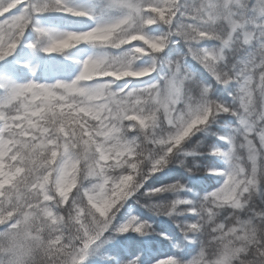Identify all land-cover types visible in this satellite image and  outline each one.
Here are the masks:
<instances>
[{
	"label": "snow or ice",
	"instance_id": "6c2138e0",
	"mask_svg": "<svg viewBox=\"0 0 264 264\" xmlns=\"http://www.w3.org/2000/svg\"><path fill=\"white\" fill-rule=\"evenodd\" d=\"M46 12L93 25L48 28L38 19ZM153 25L162 30L153 34ZM29 28L33 50L62 53L87 42L105 51L78 61L70 80L17 82L0 74V264H84L106 234H148L147 220L117 213L170 163L220 183L193 199L181 195L180 180L146 190L145 206L156 214L195 217L176 221L181 242L159 235L175 249L183 241L198 246L189 259L177 253L153 264H264V0H106L99 7L0 0V61ZM181 41L218 84L234 85L232 103L212 99V85L194 79L183 59L159 55ZM221 113L237 117L238 131L219 137L227 149L207 151L224 166L180 158L203 154L199 141L191 148L185 141ZM162 193L173 196L151 202ZM142 251L130 242L108 259L142 264Z\"/></svg>",
	"mask_w": 264,
	"mask_h": 264
},
{
	"label": "trees",
	"instance_id": "16d2710c",
	"mask_svg": "<svg viewBox=\"0 0 264 264\" xmlns=\"http://www.w3.org/2000/svg\"><path fill=\"white\" fill-rule=\"evenodd\" d=\"M41 25L50 28L46 23L48 22H65L72 23L75 21L77 27L84 23H91L93 21L89 20L87 17H74L67 14L56 13V12H46L38 17ZM46 22V23H45ZM158 32H160L159 25H153ZM30 33H32L33 38H35V33L29 28ZM86 43V42H85ZM22 51V43L19 44ZM27 44L24 46L26 50ZM85 47L84 42L73 45L69 50H65L61 55L60 59L62 65L55 63L56 58H52V54L44 53L39 49H30L31 53L38 51L44 58L36 63L37 73L40 71V65L45 62L46 66L44 71L46 77L51 78L55 71H59V68H65L69 73L74 74L79 70L80 64L78 63L79 56L81 54V49ZM36 59L37 56L34 54ZM161 57L165 59H176L185 57L178 50V46L175 44L171 45V48L164 49L160 54ZM48 58L47 60L45 59ZM185 61L188 66L189 71L192 73L194 79L204 83L211 84L212 88L210 91V97L218 101L225 103H232L233 97L229 95L230 91H234V85L223 86L218 84L211 74L199 63L194 62L187 58H181ZM11 63L14 64L16 69L21 73L31 72L29 69L30 65L28 61L18 60L17 57L11 58ZM27 65L28 67H24ZM62 66V67H60ZM261 100L257 98L254 101V106H258ZM238 131L237 129V117L230 113H221L215 117L206 127L202 128L189 137L185 143L189 148L196 145L199 141L200 146L197 148L198 152H202V155L196 157L187 156L185 157L183 153L179 154L180 158L185 159L188 164L192 163L195 159L198 161L202 167L217 166L223 167L225 160L223 157L210 154L207 149L210 147H219L221 149H227L228 144L226 141L219 139L220 136H234ZM180 180L185 184L186 190L181 193V195L186 196L188 199H193L195 195H203L204 193L214 190L219 186L220 180L215 175H209L206 171H197L188 173L179 164L170 163L161 171L154 173L146 180L143 181L141 188L123 202L120 211L117 213L118 218H126L129 215H135L143 220H147L151 225V231L146 235H138L134 232H126L123 234L113 233L112 237L109 238L108 243L105 248L102 249V257H100L96 262H90L88 264H114V261L108 259V257H113L116 255V250L118 248L125 247L130 242L137 244V246L142 247L143 251L140 253V258L142 264H153L162 258H166L169 255H176L179 253L183 259H189L194 256L198 251V246L196 244L188 243L183 241L180 249H175L172 244L161 237L160 233H165L172 238L173 242H181L183 234L177 228L176 221H185L186 219L191 222L195 217L190 213H183L176 216L173 219L170 216L158 215L153 212L150 208L145 205L150 202L149 197L144 195L147 189L152 187H159L161 185H167ZM190 189V191H187ZM172 193H162L157 197H153L151 202H158L160 200L171 199ZM110 235V236H111ZM133 255L136 252L132 253ZM117 259H122L123 257H116Z\"/></svg>",
	"mask_w": 264,
	"mask_h": 264
},
{
	"label": "rangeland",
	"instance_id": "374dc122",
	"mask_svg": "<svg viewBox=\"0 0 264 264\" xmlns=\"http://www.w3.org/2000/svg\"><path fill=\"white\" fill-rule=\"evenodd\" d=\"M72 2L76 5L79 6H83V7H92V6H97L99 7L100 5L106 3V0H72ZM45 14V13H43ZM42 15V14H41ZM49 20H47V25L52 28V29H56V30H60V31H86L88 30L89 27H91L93 25V22L91 23H84L82 25H80L79 27H77V23H75V21L70 24L65 23V22H48ZM77 25V26H76ZM160 26V25H159ZM162 30V26H160V31ZM151 32L153 34H157L159 33L157 31V29H155L154 27L151 28ZM34 39L32 36V33H30L29 29L26 30L24 37L22 38V51L20 49V45H18L17 49L13 52V54H11L8 58H6L3 61H0V74H6L8 75L10 78L16 80L17 82H25L29 79H34L37 82H42V83H53L56 80L60 79V80H70L72 78H74V76L78 73L79 70L76 71V73L71 74L69 73L65 68H59V71H55V73L53 74V76L51 78L46 77V73L44 71V68L46 66L45 62L43 64L40 65V71L37 73L35 64L39 62L40 58L41 60L44 58V56H42L40 53H38V51H35V53H31L30 49L25 50L24 46L27 44L28 41ZM212 43H214L213 41H204L202 42L203 45L205 46H210ZM85 47L82 48L81 50V54L79 56V60L82 61L83 59L87 58L90 55H94V54H100L101 52L105 51V49H102L100 47H94L93 45L89 44V43H85ZM171 43L166 47V49L171 48ZM176 46H178V50L181 51V54L184 55L185 57H181V58H189L190 60L199 63L198 61L194 60L191 56L185 55L186 53V48L184 46V43L181 41L179 43L175 44ZM66 50H69L66 49ZM107 51L111 52V53H115L116 50L113 49H107ZM63 53V52H62ZM62 53H51L52 54V58H56L54 61L55 63L62 65L61 59L60 57L62 56ZM37 56V59L35 57V55ZM17 57L18 60H22V61H28L31 69H34V71H31V73H21L19 72L16 67L14 66V64L11 63V58ZM45 59L47 60L48 58L45 57ZM139 63V62H138ZM200 64V63H199ZM62 67V66H60ZM80 68V67H79ZM157 74L153 73L152 76L155 77ZM144 79H148V78H144ZM114 235V234H113ZM112 237L109 236L108 234L105 235L104 238L101 239V241H97L96 244H94L90 250H89V254L86 258V260L84 261V264H88L90 262H96L100 257H102V249L105 248L106 244L109 241V238Z\"/></svg>",
	"mask_w": 264,
	"mask_h": 264
}]
</instances>
